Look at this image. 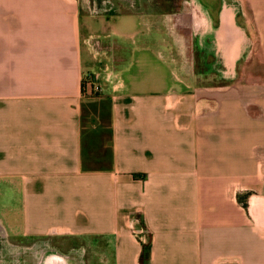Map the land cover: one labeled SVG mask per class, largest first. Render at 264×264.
Here are the masks:
<instances>
[{
  "label": "crops",
  "instance_id": "0c3cea01",
  "mask_svg": "<svg viewBox=\"0 0 264 264\" xmlns=\"http://www.w3.org/2000/svg\"><path fill=\"white\" fill-rule=\"evenodd\" d=\"M149 1L0 0L2 256L264 264V48L237 26L264 0H186L187 33Z\"/></svg>",
  "mask_w": 264,
  "mask_h": 264
},
{
  "label": "rangeland",
  "instance_id": "374dc122",
  "mask_svg": "<svg viewBox=\"0 0 264 264\" xmlns=\"http://www.w3.org/2000/svg\"><path fill=\"white\" fill-rule=\"evenodd\" d=\"M81 3L84 5L83 9L84 12L96 16L99 13H108L111 6L114 7V4L116 3L115 0H80ZM129 2V0H127ZM125 0H118L116 3V7H120L121 4H123ZM156 3L157 7L155 6ZM188 4V1L186 0H150L149 1V10L150 12H153L154 10H158L163 14L164 19V26L166 32H169L171 30V18L173 17H182L180 25L178 26L181 31V33H187L186 29H183V25L186 23L188 15H186L188 7L185 5ZM122 9H125L124 7ZM171 17V18H170ZM257 18H261V16H257ZM263 18V17H262ZM239 22H237V26L242 30V27L240 25H245L247 28V33L250 34L253 38V47L255 48V55L258 54V57L260 60H262V52L264 48V19L258 20L256 19L254 13H251L249 7H242L241 13L239 16ZM177 24H179L177 22ZM185 26V25H184ZM243 31V30H242ZM252 42V41H251ZM257 57V56H256ZM258 57L256 61H258ZM183 59H187V56H183ZM257 71V70H255ZM213 76V75H212ZM218 77L220 75H217ZM214 77V76H213ZM199 78V75H198ZM215 83V82H214ZM48 238V237H47ZM47 238L41 239L42 241H36V243H32L31 245L27 246V254H22L21 258L22 260L18 263H16V255L8 252H4L5 255L0 256V264H33L32 261L27 260L28 254H35L34 256H40V251H43V249L48 248L49 244L52 246H57V248L61 249L62 251H68L73 249H78L82 251V246H77V241L74 238L68 237V236H62V237H55L51 238L48 243L46 240ZM85 252L83 250L84 258L87 259V254H89L88 257V263L92 264L91 261V247L85 246ZM1 248V247H0ZM71 248V249H70ZM9 251V250H8ZM78 252L77 250H75ZM33 252V253H32ZM32 257V256H30ZM70 261V262H69ZM69 264H75L73 260H69ZM44 262H39L37 264H43ZM46 264V263H45ZM49 264V263H48Z\"/></svg>",
  "mask_w": 264,
  "mask_h": 264
},
{
  "label": "built area",
  "instance_id": "2783aa9c",
  "mask_svg": "<svg viewBox=\"0 0 264 264\" xmlns=\"http://www.w3.org/2000/svg\"><path fill=\"white\" fill-rule=\"evenodd\" d=\"M84 82L85 86H89L93 92L100 91V83H99V74L93 72H85L84 73Z\"/></svg>",
  "mask_w": 264,
  "mask_h": 264
},
{
  "label": "bare ground",
  "instance_id": "6f19581e",
  "mask_svg": "<svg viewBox=\"0 0 264 264\" xmlns=\"http://www.w3.org/2000/svg\"><path fill=\"white\" fill-rule=\"evenodd\" d=\"M69 259H72L75 264H84V260L80 254V252L73 251L69 256L67 255Z\"/></svg>",
  "mask_w": 264,
  "mask_h": 264
}]
</instances>
